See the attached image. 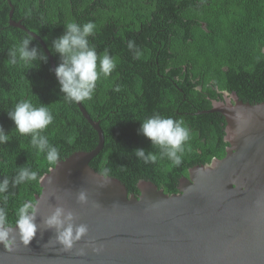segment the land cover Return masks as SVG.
I'll list each match as a JSON object with an SVG mask.
<instances>
[{
	"label": "trees",
	"instance_id": "trees-1",
	"mask_svg": "<svg viewBox=\"0 0 264 264\" xmlns=\"http://www.w3.org/2000/svg\"><path fill=\"white\" fill-rule=\"evenodd\" d=\"M10 2L12 18L38 34L48 50L67 23L95 24L89 42L98 54L107 49L116 58V68L110 77L98 80L91 100L81 102L104 136L89 165L101 174L107 169L106 176L118 178L128 193L138 194L140 180H150L168 194L177 192L179 179L188 176L189 168L225 155L229 143L224 116L200 112L224 100V92H235L251 103L264 100V0ZM10 9L8 0H0V126L10 137L0 145V180H9L7 192L0 193V207L7 213V225L14 226L18 208L25 201L35 202L40 177L55 164L32 146L29 136L15 131L7 112L22 99L37 107L47 105L54 119L41 134L58 149L59 160L94 148L98 133L77 103L64 100L49 57L38 69L9 63V50L31 35L9 24ZM130 40L142 52L139 59L127 47ZM36 45L45 52L34 37L30 46ZM49 52L56 67L59 57ZM117 84L119 92L113 91ZM153 114L182 120L189 130L179 166L161 158L159 149L138 134L141 122ZM137 148L154 152L156 162L138 159ZM21 167L36 171L37 180L13 186Z\"/></svg>",
	"mask_w": 264,
	"mask_h": 264
},
{
	"label": "water",
	"instance_id": "water-1",
	"mask_svg": "<svg viewBox=\"0 0 264 264\" xmlns=\"http://www.w3.org/2000/svg\"><path fill=\"white\" fill-rule=\"evenodd\" d=\"M8 2L9 24L40 41L54 73L46 44L12 18ZM77 105L96 129L98 143L59 160L40 177L36 235L28 245L17 236L11 251L0 245V264H264V100L251 103L224 92V100L200 112L224 116L225 155L189 168L177 192L168 194L140 180L137 195L116 177L102 180L89 165L104 136L98 121L81 102ZM81 191L87 203L78 202ZM57 206L71 210L75 223L88 227L70 251L56 242L55 229L43 224ZM90 241L102 251L94 252L87 246ZM81 248L83 256L78 255Z\"/></svg>",
	"mask_w": 264,
	"mask_h": 264
},
{
	"label": "clouds",
	"instance_id": "clouds-1",
	"mask_svg": "<svg viewBox=\"0 0 264 264\" xmlns=\"http://www.w3.org/2000/svg\"><path fill=\"white\" fill-rule=\"evenodd\" d=\"M95 24L91 21L79 24L69 22L64 26L62 35L52 40L49 50L53 55H58L59 63L54 69L56 79L59 84L60 93L68 103H79L91 100L97 88V82L101 77L108 78L116 68V58L109 54L107 49L103 54H98L95 47L89 42V37L95 35ZM47 40V37H44ZM34 37L25 36L19 44L9 50V63L16 65L22 62L29 69H38L40 63H47L48 56L43 49L32 45ZM127 47L133 51L134 57L139 59L142 52L134 41H128ZM120 86L117 84L113 91L119 92ZM10 120L15 125V131L22 136H29L30 142L39 152L46 154V159L50 164L59 161L58 149L49 143L44 132L53 122V115L47 105L41 103L35 106L31 100L22 99L15 107L7 112ZM138 134H142L151 142L152 148H158L160 157H167L174 165L179 166L182 162L184 144L188 141L190 133L184 126L182 120H175L171 117H163L159 114L144 119L138 129ZM10 141L9 133L0 126V145ZM135 156L145 164L155 163L157 155L152 151L143 148L134 150ZM107 169L101 175H107ZM38 173L28 167H21L17 175L13 178V186L28 181H35ZM9 180H0V193L8 190ZM80 203H87V195L81 191L77 195ZM38 204L34 201H25L17 210L15 229L7 225V213L0 207V245L11 251L16 242L17 236L20 242L28 245L35 237L38 225L36 217ZM76 217L71 210L62 206H57L47 216L43 224L48 229H55V240L63 247V250L70 251L74 244L80 241L88 233L85 224H76ZM87 246L92 247L94 252L102 251V246L96 247L94 242H89ZM78 255H85L84 248H81Z\"/></svg>",
	"mask_w": 264,
	"mask_h": 264
},
{
	"label": "flooded vegetation",
	"instance_id": "flooded-vegetation-1",
	"mask_svg": "<svg viewBox=\"0 0 264 264\" xmlns=\"http://www.w3.org/2000/svg\"><path fill=\"white\" fill-rule=\"evenodd\" d=\"M183 177V176H182Z\"/></svg>",
	"mask_w": 264,
	"mask_h": 264
}]
</instances>
